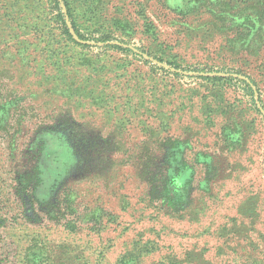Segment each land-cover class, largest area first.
<instances>
[{"label": "rangeland", "instance_id": "rangeland-1", "mask_svg": "<svg viewBox=\"0 0 264 264\" xmlns=\"http://www.w3.org/2000/svg\"><path fill=\"white\" fill-rule=\"evenodd\" d=\"M257 1L0 0L6 264H264Z\"/></svg>", "mask_w": 264, "mask_h": 264}, {"label": "trees", "instance_id": "trees-1", "mask_svg": "<svg viewBox=\"0 0 264 264\" xmlns=\"http://www.w3.org/2000/svg\"><path fill=\"white\" fill-rule=\"evenodd\" d=\"M251 9H255L259 15H264V2L262 0H258L257 3H255L254 6L249 7ZM61 23L64 25V32L70 36L69 30L67 29V25L63 19V17L60 18ZM261 19H263L261 17ZM264 20V19H263ZM71 26L73 30L76 32V34L83 38L84 35L79 31L78 27L75 25L73 20L71 19ZM227 27H229L227 25ZM229 29V28H228ZM1 78L0 77V150H2V154L5 156L6 161L12 162L18 152L19 149V138L22 131V124L24 121V115L22 113H16L15 111L18 110V106L22 103L19 98L14 94V92L9 91L7 88V84H1ZM7 88V92H6ZM251 90V89H250ZM250 94H252V91H250ZM34 146L31 147V149H26L27 152H31ZM5 160L2 159V156L0 157V170L5 169L4 162ZM8 173H12L10 181H13L14 184L12 185L15 193L17 196H19L22 200H24L25 195L28 194V190L31 189L32 180H34L35 175V167L30 170H24L22 172L14 171L12 168V165L7 166ZM4 173V171H3ZM14 174V175H13ZM17 175V176H15ZM15 176V177H14ZM6 181L5 178H1L0 174V206L4 202L3 197L1 195L3 184ZM164 184L166 185L165 188H167L168 185L176 186L175 179L173 176H170V179L167 181H164ZM8 187L11 186V184L7 185ZM5 221V217H3L0 213V227L3 226ZM4 251V244H2L1 241V234H0V264H6L8 262V257L5 254Z\"/></svg>", "mask_w": 264, "mask_h": 264}]
</instances>
